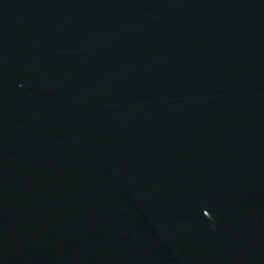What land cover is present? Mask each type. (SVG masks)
Returning a JSON list of instances; mask_svg holds the SVG:
<instances>
[{"label": "water", "instance_id": "obj_1", "mask_svg": "<svg viewBox=\"0 0 264 264\" xmlns=\"http://www.w3.org/2000/svg\"><path fill=\"white\" fill-rule=\"evenodd\" d=\"M0 264H264V0H0Z\"/></svg>", "mask_w": 264, "mask_h": 264}]
</instances>
